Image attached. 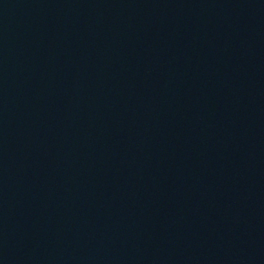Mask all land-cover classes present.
I'll list each match as a JSON object with an SVG mask.
<instances>
[{
	"label": "water",
	"instance_id": "1",
	"mask_svg": "<svg viewBox=\"0 0 264 264\" xmlns=\"http://www.w3.org/2000/svg\"><path fill=\"white\" fill-rule=\"evenodd\" d=\"M0 264H264V0H0Z\"/></svg>",
	"mask_w": 264,
	"mask_h": 264
}]
</instances>
